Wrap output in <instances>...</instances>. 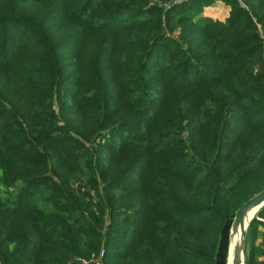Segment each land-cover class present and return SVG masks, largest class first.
<instances>
[{"label": "trees", "instance_id": "trees-1", "mask_svg": "<svg viewBox=\"0 0 264 264\" xmlns=\"http://www.w3.org/2000/svg\"><path fill=\"white\" fill-rule=\"evenodd\" d=\"M220 1L0 0V264L225 263L264 189V0Z\"/></svg>", "mask_w": 264, "mask_h": 264}, {"label": "water", "instance_id": "water-1", "mask_svg": "<svg viewBox=\"0 0 264 264\" xmlns=\"http://www.w3.org/2000/svg\"><path fill=\"white\" fill-rule=\"evenodd\" d=\"M262 208H264V189L247 199L234 212L227 233V255L224 264H245L247 232ZM236 235H238V239H236Z\"/></svg>", "mask_w": 264, "mask_h": 264}, {"label": "rangeland", "instance_id": "rangeland-1", "mask_svg": "<svg viewBox=\"0 0 264 264\" xmlns=\"http://www.w3.org/2000/svg\"><path fill=\"white\" fill-rule=\"evenodd\" d=\"M239 4H241L242 6H244L245 8L247 9H250L248 5H243L242 3V0H237ZM231 11H232V8L225 4L223 1H220V0H216V2L214 3H211L210 5H205V6H202V12L200 14V16L202 17H208L210 18L211 20L213 21H220V22H224L227 18L230 17V14H231ZM199 18V17H197ZM181 29H178V31H176L175 33V37H178V34L181 32ZM258 33H259V42L261 43V58L264 62V33L263 31L261 30V26L259 25L258 27ZM259 69V66H256L253 71L254 72H257ZM83 190V188H82ZM261 239H258L257 241V244L260 243ZM95 262L96 264H99L97 262V257H94V255H91L89 260H79V262L81 264H90V262Z\"/></svg>", "mask_w": 264, "mask_h": 264}, {"label": "built area", "instance_id": "built-area-1", "mask_svg": "<svg viewBox=\"0 0 264 264\" xmlns=\"http://www.w3.org/2000/svg\"><path fill=\"white\" fill-rule=\"evenodd\" d=\"M102 255H103L102 253L99 255V256H100V259L97 260L98 263H99V261L101 260V257H103ZM90 264H96V263L93 261V262H90Z\"/></svg>", "mask_w": 264, "mask_h": 264}, {"label": "bare ground", "instance_id": "bare-ground-1", "mask_svg": "<svg viewBox=\"0 0 264 264\" xmlns=\"http://www.w3.org/2000/svg\"><path fill=\"white\" fill-rule=\"evenodd\" d=\"M236 239H238V235H236Z\"/></svg>", "mask_w": 264, "mask_h": 264}]
</instances>
